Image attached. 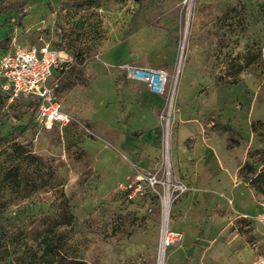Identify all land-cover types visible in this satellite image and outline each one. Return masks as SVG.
<instances>
[{
  "label": "rangeland",
  "instance_id": "374dc122",
  "mask_svg": "<svg viewBox=\"0 0 264 264\" xmlns=\"http://www.w3.org/2000/svg\"><path fill=\"white\" fill-rule=\"evenodd\" d=\"M44 42L72 61L51 81L74 119L46 129L0 90V171L20 180L0 198V264H43L47 241L54 264H158L166 227L183 237L163 264H264L249 180L264 168V0H0V56ZM124 63L167 69V94Z\"/></svg>",
  "mask_w": 264,
  "mask_h": 264
},
{
  "label": "built area",
  "instance_id": "2783aa9c",
  "mask_svg": "<svg viewBox=\"0 0 264 264\" xmlns=\"http://www.w3.org/2000/svg\"><path fill=\"white\" fill-rule=\"evenodd\" d=\"M70 62L65 50L57 49L49 42L9 49L0 56V90L10 99L26 98L34 101L37 121L46 129L68 125L74 117L63 108L58 97L59 78L51 81V77L54 71L67 69ZM121 68L128 79L144 84L149 91L160 96L167 94L170 80L167 69L132 63H124ZM157 181V175L152 176V183ZM121 188L131 198L144 193L141 179L126 181ZM254 218L264 225V200L260 212ZM165 231L163 236L167 246L179 242L183 237L179 231L167 227Z\"/></svg>",
  "mask_w": 264,
  "mask_h": 264
},
{
  "label": "trees",
  "instance_id": "16d2710c",
  "mask_svg": "<svg viewBox=\"0 0 264 264\" xmlns=\"http://www.w3.org/2000/svg\"><path fill=\"white\" fill-rule=\"evenodd\" d=\"M255 56V55H253ZM80 65V64H78ZM81 69H77V71L74 72V74H79V76L81 75L82 71H79ZM81 78V77H80ZM79 78V79H80ZM231 83H235L237 82V79H233L232 81H230ZM88 85V84H86ZM14 146V152L18 153V155H24L25 149L27 148V144L23 143V142H17ZM28 156H32L30 155V153H28ZM17 169L16 168H11L8 169L7 171H5L4 173H2L0 171V182H4V185H1L0 183V198L6 196L7 194V187L9 186L7 182H9V184L12 182L13 186H16L20 184V180L18 181L17 179ZM251 184L258 190V191H264L263 185H264V168H262L261 170H259L257 173L254 174L253 177L249 178ZM6 184V185H5ZM16 187H13L12 189H14ZM19 189V187H17ZM72 213H65L64 215H58L57 216V222L58 224H63V223H72ZM51 244L49 241H47L46 245H45V249L42 253V256L44 257V263L43 264H54V262L52 260L49 259V254L51 253ZM73 264H90L87 261L84 260H76L73 262Z\"/></svg>",
  "mask_w": 264,
  "mask_h": 264
},
{
  "label": "bare ground",
  "instance_id": "6f19581e",
  "mask_svg": "<svg viewBox=\"0 0 264 264\" xmlns=\"http://www.w3.org/2000/svg\"><path fill=\"white\" fill-rule=\"evenodd\" d=\"M168 199L169 198H167L165 201L166 204H165L164 227H166L168 225V220H169V207H170L171 203H170V200L168 201ZM165 233H166V231H164V234ZM162 243H163V245H162V249H161L160 254H159L158 264H163V262H164L165 248L167 246L166 241H165V236H163V242Z\"/></svg>",
  "mask_w": 264,
  "mask_h": 264
},
{
  "label": "crops",
  "instance_id": "0c3cea01",
  "mask_svg": "<svg viewBox=\"0 0 264 264\" xmlns=\"http://www.w3.org/2000/svg\"><path fill=\"white\" fill-rule=\"evenodd\" d=\"M260 206H261V204H260ZM260 212V211H259Z\"/></svg>",
  "mask_w": 264,
  "mask_h": 264
}]
</instances>
